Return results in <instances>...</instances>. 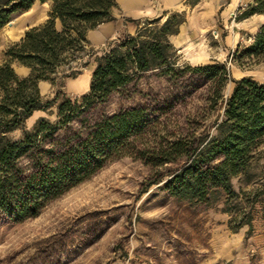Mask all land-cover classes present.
<instances>
[{
  "label": "trees",
  "instance_id": "1",
  "mask_svg": "<svg viewBox=\"0 0 264 264\" xmlns=\"http://www.w3.org/2000/svg\"><path fill=\"white\" fill-rule=\"evenodd\" d=\"M36 1L50 3L48 18L9 46L0 65L1 216L13 223L35 218L51 201L127 156L154 170L145 188L161 184L170 197L194 204L209 205L223 197V212L234 232L251 227L256 205L264 215V171H253L264 157V82L250 75L232 79L231 92L224 97L230 80L225 63L180 62L170 41L184 22L178 12L134 21L133 34H121L99 55L87 33L114 19L116 0H0V29ZM254 14L264 16V0L240 7L238 18ZM232 56L238 61L264 58V20L251 42ZM91 59L86 92L74 99L62 91L51 98L40 94L39 81L63 86ZM14 62L27 67L28 75L19 76ZM147 72L165 79L175 89L174 97L155 100V106L98 110ZM201 87L202 112L195 110L170 126L167 115ZM52 107L55 120L40 117L26 126L33 112L52 113ZM218 110L206 125L205 119ZM241 175L244 183L257 186L236 191L231 180Z\"/></svg>",
  "mask_w": 264,
  "mask_h": 264
},
{
  "label": "rangeland",
  "instance_id": "2",
  "mask_svg": "<svg viewBox=\"0 0 264 264\" xmlns=\"http://www.w3.org/2000/svg\"><path fill=\"white\" fill-rule=\"evenodd\" d=\"M116 2L113 20L119 19L134 29L136 20L163 19L165 14L180 13L184 22L172 43L179 61L189 65L225 63L230 80L222 90L224 97L231 92L232 79L250 75L264 82V58L238 61L232 56L251 42L264 16L239 19V8L228 7L231 0ZM49 11V2L36 1L29 12L14 16L0 29V65L6 49L27 29L44 22ZM56 26L60 28L58 21ZM123 33L129 32L125 29L100 45L88 40L99 55ZM93 65L91 59L71 87H83L84 75ZM12 66L19 76L29 73L16 62ZM155 73L147 72L136 85L114 93L98 110L111 113L125 107L155 106V100H170L175 89ZM69 79L56 87L39 81L40 94L51 98L55 91H62L73 99L80 96L68 92ZM203 92V87L190 92L185 104L173 108L167 115L170 126L191 117L195 110L202 112ZM55 110L52 107V113L33 112L26 126L30 128L40 117L55 120ZM220 112L210 113L205 124L211 125ZM153 171L138 160L123 157L51 201L35 218L13 223L0 215V264H263L264 249L260 248L264 247V215L259 205L254 207L251 227L243 225L234 232L228 225L229 214L223 212V197L209 205L178 201L163 191L161 184L145 188V180ZM253 171H264V157ZM243 178H232L236 191L257 186L244 183Z\"/></svg>",
  "mask_w": 264,
  "mask_h": 264
},
{
  "label": "crops",
  "instance_id": "3",
  "mask_svg": "<svg viewBox=\"0 0 264 264\" xmlns=\"http://www.w3.org/2000/svg\"><path fill=\"white\" fill-rule=\"evenodd\" d=\"M176 1L177 0H173L174 3H176ZM251 2H252V0H231V2L228 4V7L229 8L232 7V8L236 9V8H240V7H245L246 5L250 4ZM32 7L24 13L29 12L32 9ZM252 16H263V15L254 14ZM252 16H250V17H252ZM125 29L129 33H133L135 30L134 27H131L130 25H126L121 20L116 19V20H111V21L99 24L96 28L89 30L87 33V36L91 41H94L95 45H100V44L104 43L106 40L113 39L114 37H116L118 34H120ZM176 36L177 35L170 36V41L172 43H173V38H176ZM16 64L19 66V68L23 69L25 71V73L29 71V69L27 67L20 65L19 63H16ZM92 68H91V70H89V72L86 75H84L86 77L84 79L83 87L78 88V87H75L74 85H72V87H71L73 80H74V82H76L77 78L79 76L81 77V74H79L76 78H70L69 79L70 80V90L68 92L70 94L77 96V95H80V94H82L88 90ZM232 87H233V84L231 86V89H232ZM263 249H264V247L260 248V250H263ZM262 261L264 264V260H262Z\"/></svg>",
  "mask_w": 264,
  "mask_h": 264
}]
</instances>
